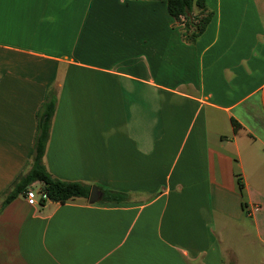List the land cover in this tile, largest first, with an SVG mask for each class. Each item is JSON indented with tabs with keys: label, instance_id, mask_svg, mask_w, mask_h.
<instances>
[{
	"label": "crops",
	"instance_id": "crops-1",
	"mask_svg": "<svg viewBox=\"0 0 264 264\" xmlns=\"http://www.w3.org/2000/svg\"><path fill=\"white\" fill-rule=\"evenodd\" d=\"M205 3L0 0V264H264V0ZM51 92L47 171L126 200L1 209Z\"/></svg>",
	"mask_w": 264,
	"mask_h": 264
},
{
	"label": "trees",
	"instance_id": "trees-1",
	"mask_svg": "<svg viewBox=\"0 0 264 264\" xmlns=\"http://www.w3.org/2000/svg\"><path fill=\"white\" fill-rule=\"evenodd\" d=\"M167 9L171 17L184 26L183 36L187 41L194 42L201 36L212 20L213 14L207 12L205 0H166ZM200 10L194 13V7ZM57 97L54 92L49 93L47 100L38 114V132L33 151L32 167L30 171L20 176L12 190L6 195L2 208L15 200L19 195L26 194L34 183H41L48 201L65 204L71 200L89 199L91 186L82 183H68L54 179L44 165V156L50 137L51 123L55 114ZM103 202H121L126 195L102 190Z\"/></svg>",
	"mask_w": 264,
	"mask_h": 264
},
{
	"label": "built area",
	"instance_id": "built-area-1",
	"mask_svg": "<svg viewBox=\"0 0 264 264\" xmlns=\"http://www.w3.org/2000/svg\"><path fill=\"white\" fill-rule=\"evenodd\" d=\"M26 198L32 202L36 201L39 205L48 201L47 194L45 192H42L41 188H40V192L36 193L30 187L26 193Z\"/></svg>",
	"mask_w": 264,
	"mask_h": 264
},
{
	"label": "water",
	"instance_id": "water-1",
	"mask_svg": "<svg viewBox=\"0 0 264 264\" xmlns=\"http://www.w3.org/2000/svg\"><path fill=\"white\" fill-rule=\"evenodd\" d=\"M102 199V194L99 192L97 187H92L90 196H89V202L94 204L99 202Z\"/></svg>",
	"mask_w": 264,
	"mask_h": 264
},
{
	"label": "rangeland",
	"instance_id": "rangeland-1",
	"mask_svg": "<svg viewBox=\"0 0 264 264\" xmlns=\"http://www.w3.org/2000/svg\"><path fill=\"white\" fill-rule=\"evenodd\" d=\"M262 4V3H261ZM40 185H35V186H33V190L36 192V193H38V192H40Z\"/></svg>",
	"mask_w": 264,
	"mask_h": 264
}]
</instances>
